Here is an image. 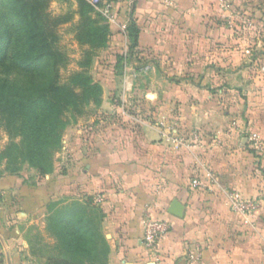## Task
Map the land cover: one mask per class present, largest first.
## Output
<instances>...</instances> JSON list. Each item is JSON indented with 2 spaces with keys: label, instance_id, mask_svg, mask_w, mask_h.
<instances>
[{
  "label": "crops",
  "instance_id": "crops-1",
  "mask_svg": "<svg viewBox=\"0 0 264 264\" xmlns=\"http://www.w3.org/2000/svg\"><path fill=\"white\" fill-rule=\"evenodd\" d=\"M108 1V44L91 66L104 93L85 132L68 130L53 173L35 181L0 165V264L47 251L49 262V218L79 205L101 214L108 264L155 263L150 221L170 225L158 246L168 263L199 246V264H264V150L249 141L264 145V0ZM227 191L256 204L247 224Z\"/></svg>",
  "mask_w": 264,
  "mask_h": 264
},
{
  "label": "trees",
  "instance_id": "trees-1",
  "mask_svg": "<svg viewBox=\"0 0 264 264\" xmlns=\"http://www.w3.org/2000/svg\"><path fill=\"white\" fill-rule=\"evenodd\" d=\"M71 7L65 15L52 16V0H0V65L12 59L18 72H26L22 84L0 79V127L10 142L1 149L0 165L19 174L25 166L41 176L52 173L51 158L63 148L62 138L70 124L87 113L91 104L101 105L103 87L88 75L93 59L108 44L109 26L101 13L86 0H60ZM76 17L78 21L75 22ZM73 25L74 38L85 49L83 71L70 84L60 83V68L68 57L60 47L61 26ZM132 47L138 30L130 26ZM52 209L54 206L51 207ZM101 214L82 205L58 210L49 218L56 236L57 255L49 264H108L110 247L100 229ZM56 253V252H55Z\"/></svg>",
  "mask_w": 264,
  "mask_h": 264
},
{
  "label": "rangeland",
  "instance_id": "rangeland-1",
  "mask_svg": "<svg viewBox=\"0 0 264 264\" xmlns=\"http://www.w3.org/2000/svg\"><path fill=\"white\" fill-rule=\"evenodd\" d=\"M73 8H74V6L71 7L65 3H62L60 0H52L49 11H50L52 16H59V15H65L66 13H68V11H70ZM58 33L60 35L59 47L64 53H66V55L68 57L67 64L60 68V83L70 84L73 75L77 72L83 71V69L81 68V65L86 60V57H85L86 47H81L76 42V40L74 38V32H73V25L72 24H68L67 26L66 25L61 26L58 30ZM16 47H17V45L15 44L12 51H11V54L9 55V58L6 60V62H4L2 65H0V79L7 80L10 83L22 84L24 82V80L26 79V72H24V71L18 72L15 69V66H14L15 62L12 59V57L14 54V49H16ZM88 75L91 76L95 81V79H99L100 75H102V71L94 70L91 67V68H89ZM99 106L100 105L96 106V105L91 104L89 107H87V113L83 116L76 117V119L73 118L71 114H68L66 116L65 120L69 121L70 124L67 126L65 133L63 135L62 145H63L64 138L67 135V131L70 130L72 127L78 128L79 132H85V129L88 126L87 115L89 113H92ZM9 142H10L9 135L6 133L4 128L0 127V147H1V149H3ZM61 151H62V149H61ZM61 151H58L55 154H53V156L51 158L52 160L50 162L51 171L52 170L54 171V169L56 167V163L59 161L58 154ZM53 171H52V173H53ZM24 172L27 175H29L28 177L32 176L31 178L34 181L37 180L38 175H39V172L36 169L31 168L29 166H25ZM45 253H47V255L44 257H41L42 261L39 260L37 257V258H35L36 261L34 262V264H49L45 260L49 255V251H47ZM50 254H52V251L50 252Z\"/></svg>",
  "mask_w": 264,
  "mask_h": 264
},
{
  "label": "built area",
  "instance_id": "built-area-1",
  "mask_svg": "<svg viewBox=\"0 0 264 264\" xmlns=\"http://www.w3.org/2000/svg\"><path fill=\"white\" fill-rule=\"evenodd\" d=\"M91 6H93L103 17L108 20L114 19L113 3L108 0H86ZM124 30L126 26L122 27ZM149 69V67H147ZM146 69V70H147ZM194 140L198 139L196 134L192 137ZM250 143L254 146L256 151H263L264 145L262 140L257 135H251L249 137ZM194 185L200 186V181H194ZM230 208L235 213L241 215L245 223L249 222V218L254 214L256 210V204L253 201L243 199L236 191L226 192ZM170 225L164 221H150L145 225L144 229V243L147 251L150 255L155 258L156 264H171L166 262L165 259L161 258L158 252V246L162 237L168 233ZM202 259V251L199 246L194 247L191 252L187 255L185 264H199Z\"/></svg>",
  "mask_w": 264,
  "mask_h": 264
},
{
  "label": "water",
  "instance_id": "water-1",
  "mask_svg": "<svg viewBox=\"0 0 264 264\" xmlns=\"http://www.w3.org/2000/svg\"><path fill=\"white\" fill-rule=\"evenodd\" d=\"M169 213L172 215L182 218L184 216V206L177 200L173 201ZM150 264H155V263H150Z\"/></svg>",
  "mask_w": 264,
  "mask_h": 264
}]
</instances>
